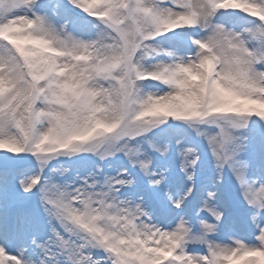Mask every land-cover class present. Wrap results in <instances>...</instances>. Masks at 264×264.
Returning a JSON list of instances; mask_svg holds the SVG:
<instances>
[{
  "label": "rangeland",
  "instance_id": "rangeland-1",
  "mask_svg": "<svg viewBox=\"0 0 264 264\" xmlns=\"http://www.w3.org/2000/svg\"><path fill=\"white\" fill-rule=\"evenodd\" d=\"M80 1L91 2V0ZM122 1L120 12L119 0H111V2L109 0L103 4L107 10L114 11V15L121 17L123 10L129 8L125 0ZM167 1L184 10V16L197 17V14L192 13L193 0ZM217 1L202 0L203 8L208 10L205 22L200 27L203 32L194 36L198 44H193L192 41L195 40L186 35V38H190L187 42L190 44L187 45L173 37L176 36L179 27H188V24L181 20L182 14L172 12L164 16L158 7H165L166 4L157 0H140L139 4L143 8L148 6L146 12L147 14L149 12V15L144 14V17H141L143 25L140 26L137 36H134L131 25L122 27L118 31L124 42L121 37L118 39L126 47L125 54L129 53L126 64H122L121 67L119 63L122 61L124 51L115 38L117 32L109 33L110 28L115 29L110 25V20H103L98 16V12H95L97 14L94 16L89 13V17L82 18L81 22H76L74 25L70 21L71 12L67 10L63 15V8L58 3L52 4L55 6L56 14L47 15L39 12L37 13L39 21L37 25L32 26L31 31L34 29V33L45 38V41L31 45L25 42L14 45L13 42L0 40V139L3 141L0 144V157L4 151L12 152L21 157L24 163L26 157L31 158L46 152L47 155H55L62 150L61 160L59 163L56 162L58 163L56 170L70 171L69 166L83 164V157L86 156L82 154L84 156L73 158L74 147L82 144L76 143V139H71L69 133L72 129L78 128L75 125L83 129L91 126L89 129H92L93 125L89 123L87 116L90 100L95 98L99 100L102 108L106 109L107 105H111L112 110L119 112L117 121L120 129L112 134H105L107 136L103 139L104 143H101L103 145L96 163L82 166L85 176L82 183L87 180L85 189L79 190L84 192L83 200L77 205L76 215L67 214L69 221L72 217L73 221L69 222L64 244L67 245L65 249L67 248L68 256L73 257V264H91L92 257H88L87 260L86 252L89 255L93 252L90 248L91 234L97 236L96 232H91V224L88 220L89 216H92L88 212L91 208V196L98 187V182L105 178L108 162L113 160L119 162V159H124L122 153L129 152L127 145L131 140L137 142L139 151L146 152L145 149L149 145L160 147L161 151H165L166 164L157 166L159 169L156 170L155 175L161 176L163 172L166 175V178L161 176L163 182L160 187L164 189L167 202L170 201L169 209L163 211L159 208L151 212L158 217V221H170L172 231L178 229L175 228L178 225L182 228L180 232L170 233L169 238L164 237L166 239H163V243L157 244L154 249H145L138 244L129 245L127 255L111 254L107 257L101 253L95 259V264H175L168 259L167 253L160 250V247L162 245L163 249L175 247L185 234L191 239L187 243L182 242L179 246L185 254L197 255L195 248L199 246L201 249L196 248L197 253L202 254L203 260L207 261L209 256L207 252L211 247L205 238L208 234H212L238 243L240 249L236 254L237 264H264V258L259 260L248 256L250 249L258 247L256 242L251 243V239L263 242L261 237L264 235L261 236L258 233L259 229L254 231V228L257 227L259 219L264 217V212H253L252 215L250 210H246L245 220L243 223L239 222L241 225L237 226L230 222L232 220L229 217L237 218L231 215L221 186L223 178L221 154L225 152L229 157V162L226 164L231 171V179L239 192L238 198L242 199L243 195L246 196L245 198L250 197L249 193H254L256 188L264 192V0H261V7L256 5L258 0H232L231 4L224 0L227 4L222 7L216 5ZM35 2V0L28 2L4 0L5 8L0 10V29L6 22L20 23L21 20L27 21V17L31 14L35 15L36 11L31 5ZM130 2L136 5L133 0ZM40 3L36 2L35 6ZM183 4L184 8H182ZM17 9L31 14L23 17L22 13L16 12ZM3 13L6 15L3 16ZM150 13H153V18ZM62 15L66 19L62 18ZM165 20L175 23L172 27H165L163 24ZM44 24L46 27L42 26ZM53 30H57L60 34L58 38L48 36ZM74 37L81 38V42H75ZM237 40L240 41L239 44ZM46 43L62 51L65 50L66 54L61 58H53L45 54L43 48ZM205 43L213 49L212 52L201 48ZM69 52L73 57L83 54L84 58L80 59L77 65ZM105 53H110L111 56H106ZM207 59L215 65L212 80L206 79L205 72L204 75L197 73V69L203 70L204 61ZM51 61H59L71 67L70 72L66 71L65 75L67 81L71 79V83L75 85L72 89L81 88L83 83L90 86L91 89L87 90V95L84 96L89 102L85 105V99L79 98L76 91L69 92L63 89L61 92L67 95V99L76 96L78 102L76 106L68 105L64 101L51 108L48 107V111L40 109L30 114L27 101L21 100L20 107L12 111V107L23 96L28 85L34 86L36 82L35 79H30V74L46 76ZM141 61L150 66H154V62L161 63H158V73L161 77H170L171 81L137 80L135 65L136 62L138 64ZM100 66L106 69V75L113 72L116 67L118 76L116 79L124 88L118 90V84L108 85L103 78L105 73L101 72V74L96 69ZM78 67L81 68V74L77 73L80 72ZM109 68L111 70H108ZM73 71L78 76L75 79L68 78L69 73ZM95 83L101 85L96 89ZM102 86L108 90L100 89ZM218 86H222L223 89H218ZM117 96H119L118 103L115 102ZM237 97L249 98V101H239ZM32 99L41 98L34 93ZM34 103L39 102L34 101ZM35 113H47L45 125L41 124V127L34 128L30 124V116ZM32 128L33 133H31ZM49 134L61 137L63 140H44ZM96 134L95 132L92 138H95ZM191 135L203 141L207 156L206 164L202 166V175L203 173L204 175L199 179L207 180L208 183L197 187L195 190L197 196H194V183L190 174H187L193 168V163L199 160L194 146L189 142ZM31 139L35 150L30 148L24 154L26 145L29 144L28 147L31 145ZM61 147L64 149L59 151L53 149ZM119 151L122 153H118ZM32 171V176L35 178L37 171ZM244 177L248 183L240 188L239 181ZM33 178L32 182H34ZM218 181L219 185L213 186ZM67 186L65 184L66 188ZM132 187H136V184L133 183ZM123 189L126 190L125 187ZM179 197H185L184 203ZM174 203H181L186 207L185 210L183 208L181 212L177 211L173 207ZM190 205L196 206L195 216H191V212L188 211ZM101 251L104 249L101 248ZM125 260L128 262L124 263ZM59 261H63V258L61 255H55L50 263L58 264ZM67 261L68 258H64V264ZM26 264L31 263L27 260Z\"/></svg>",
  "mask_w": 264,
  "mask_h": 264
},
{
  "label": "bare ground",
  "instance_id": "bare-ground-1",
  "mask_svg": "<svg viewBox=\"0 0 264 264\" xmlns=\"http://www.w3.org/2000/svg\"><path fill=\"white\" fill-rule=\"evenodd\" d=\"M257 2L258 3H262L261 0L260 1L258 0ZM92 4L93 5H96L94 2H92ZM202 4H203L202 3V0H193L192 1V6H193V12L192 13L193 14H197V18L199 19V21L202 22V23L200 22L201 25L204 24L205 19L207 17V14L206 13L208 12L207 9L203 8ZM158 9H159V11L162 12V15H164V16H168L172 12L176 11V10L171 9V8H168V7H160V6L158 7ZM30 19L34 20V18H30ZM27 24H29V21H27ZM42 26L43 27H46L45 24L42 25ZM59 35L60 34H58V31L57 30H53V31H51V33L48 36H50L51 38H58ZM81 40H82L81 38L74 37V41L75 42H81ZM237 41H238V44H239L240 41L239 40H237ZM85 42H87V41H85ZM104 55L111 56L110 53H108V54L105 53ZM158 63L159 62H156V63L154 62L153 63L154 66L153 67L158 68L159 64H161V63H159V64ZM136 66H138V67H147V66H145L144 63H142V64H136ZM78 68H79V71H80L81 68L80 67H78ZM204 72H205L204 68H203V70L201 68L200 69H197V73L199 75L200 74L201 75H204L203 74ZM77 73H80L81 74V71L80 72H77ZM77 76H78V74H76V72L73 71V72L69 73L68 78L75 79ZM66 81H67V75H65L62 78L61 83H64V82L66 83ZM257 81H258V79H257ZM68 83L71 84V79H70V81ZM95 84H96L95 85L96 89L98 88L99 85H101V84H98V83H95ZM30 87L31 86L28 85V89L25 91V93L23 94V96L20 98V100L13 107L12 111L15 110V108H19L20 107L19 104H20L21 100H23V102L26 100L27 101V105H28V100L31 98V95H32V93L30 92ZM100 89H103L105 91L108 90V88H105L104 86L100 87ZM118 101H119V96H117L115 98V102L118 103ZM161 101H162V99H161ZM110 113L111 114H110V116H108L107 121L108 120L115 121V120L118 119V114L117 113L116 114H114L112 112H110ZM132 148H133V150L137 149V143L136 142L132 144ZM108 171L109 172H106L107 175H106V178L104 180V182H105V186H104L105 189H107L108 191L111 192V194L109 196V200L107 201V206H109L111 204H114L115 208H120V203L118 202V201H120V198H118V197L115 198V195L116 196H120L119 193L116 192V186L121 185L122 182L121 183L118 182L119 181V177L117 176V174L115 172H110L111 170H108ZM128 179L129 178L127 177V180ZM95 193H96V195H95L96 197L94 199H96V201H97L96 204L101 205V208L98 210V212L101 213V212H103V206H102L103 205L102 204L103 201L102 200L105 197L104 194H103L104 193L103 188H98L95 191ZM180 199L182 201L185 198L184 197L183 198L182 197H179V200ZM217 200L219 201V195H218V199ZM116 203H117V205H116ZM99 205H98V207H99ZM216 205H217V203H216ZM150 206H152V203H150V200L149 199H147V198L145 199V196H141L140 198H138V200L136 199V201H132V203L128 202L125 205V207L127 208V211L128 212L131 211L133 213V219L130 220L131 224H130L129 228H130V230L134 231V233L137 234V235H140L144 231L145 227L149 223V220H147L145 217H141L140 216L139 218H137V214H141V213L149 214V212H147V211H149L151 209ZM105 207H106V205H105ZM262 226L264 227V220L262 221ZM175 228H178V229L173 230V231L176 232V231H179L182 227L180 225H178ZM173 231H172V229H170L169 232H173ZM209 240H210V242L212 244L216 243V241H217L215 238H212V239L210 238ZM222 250H223L222 248H219V250L217 249V251H222ZM223 251H225V250H223ZM225 252H227L228 254L232 255V251H231V253H230L229 250H226Z\"/></svg>",
  "mask_w": 264,
  "mask_h": 264
}]
</instances>
